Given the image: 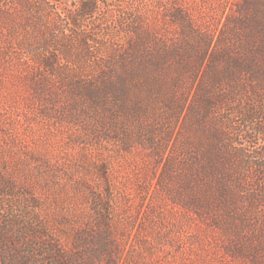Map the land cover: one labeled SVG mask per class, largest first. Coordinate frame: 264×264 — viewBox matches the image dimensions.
<instances>
[{
	"label": "rangeland",
	"instance_id": "rangeland-1",
	"mask_svg": "<svg viewBox=\"0 0 264 264\" xmlns=\"http://www.w3.org/2000/svg\"><path fill=\"white\" fill-rule=\"evenodd\" d=\"M88 1L0 0L1 210L85 264H264V0Z\"/></svg>",
	"mask_w": 264,
	"mask_h": 264
},
{
	"label": "trees",
	"instance_id": "trees-1",
	"mask_svg": "<svg viewBox=\"0 0 264 264\" xmlns=\"http://www.w3.org/2000/svg\"><path fill=\"white\" fill-rule=\"evenodd\" d=\"M95 6V0L83 3V13H92ZM73 20L76 22V18ZM214 50H207L206 56L210 57ZM194 89L199 90L198 83ZM195 91L193 97L196 95ZM259 166L264 168L263 163H259ZM33 230L30 224H25L14 214L6 216L0 208V264H85L79 250L64 249L57 239H46L44 232ZM84 237V233L80 232L77 239L79 245L84 242ZM95 239L102 241V236ZM75 248L78 249L79 246ZM97 255L99 258L95 264H107L101 250H98ZM89 262L92 261H87V264Z\"/></svg>",
	"mask_w": 264,
	"mask_h": 264
}]
</instances>
